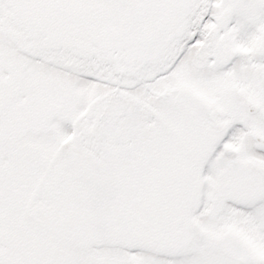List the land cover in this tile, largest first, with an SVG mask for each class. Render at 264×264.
Segmentation results:
<instances>
[{
  "label": "snow or ice",
  "instance_id": "1",
  "mask_svg": "<svg viewBox=\"0 0 264 264\" xmlns=\"http://www.w3.org/2000/svg\"><path fill=\"white\" fill-rule=\"evenodd\" d=\"M0 264H264V0H0Z\"/></svg>",
  "mask_w": 264,
  "mask_h": 264
}]
</instances>
